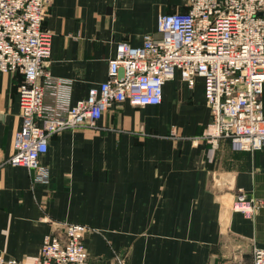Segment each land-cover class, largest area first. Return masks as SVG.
Returning <instances> with one entry per match:
<instances>
[{"label": "crops", "instance_id": "obj_1", "mask_svg": "<svg viewBox=\"0 0 264 264\" xmlns=\"http://www.w3.org/2000/svg\"><path fill=\"white\" fill-rule=\"evenodd\" d=\"M190 0H47L52 33L47 104L66 111L105 80L118 44L143 42L161 13ZM19 71L0 70V254L32 264L44 236L67 222L91 228L92 260L125 264H248L264 246V147L213 146L204 136L211 108L200 77L177 70L159 104L112 106L95 126L53 133L41 155L51 179L35 182L13 165L22 122ZM264 107V92H263ZM263 204L251 215L233 209L238 188Z\"/></svg>", "mask_w": 264, "mask_h": 264}, {"label": "built area", "instance_id": "obj_2", "mask_svg": "<svg viewBox=\"0 0 264 264\" xmlns=\"http://www.w3.org/2000/svg\"><path fill=\"white\" fill-rule=\"evenodd\" d=\"M47 0H0V70L19 71L22 122L15 131L9 162L31 169L35 182H48L51 172L41 162L53 133L82 125L95 126L104 111L129 101L159 104L163 86L177 70L188 85L200 77L211 108L205 138H221L234 149L264 147V0H190L187 10L161 13L159 36L148 32L142 44H118L105 80L89 89L66 111L45 101L52 82L47 61L52 33L44 26ZM263 202L238 188L233 209L253 214ZM91 227L67 222L44 236L32 264H125L92 260L84 235ZM252 261L264 264V246H252ZM0 264H24L0 254Z\"/></svg>", "mask_w": 264, "mask_h": 264}]
</instances>
